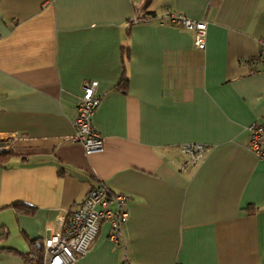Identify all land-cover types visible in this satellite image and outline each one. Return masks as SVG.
<instances>
[{
    "label": "crops",
    "instance_id": "1",
    "mask_svg": "<svg viewBox=\"0 0 264 264\" xmlns=\"http://www.w3.org/2000/svg\"><path fill=\"white\" fill-rule=\"evenodd\" d=\"M171 13L207 23L204 49ZM262 37L264 0H0V146L17 153L0 167V264H27L99 183L127 195L124 242L103 222L70 264H264V158L246 131L264 121ZM84 80L100 97L90 154L69 140ZM185 143L209 150L192 164Z\"/></svg>",
    "mask_w": 264,
    "mask_h": 264
},
{
    "label": "built area",
    "instance_id": "2",
    "mask_svg": "<svg viewBox=\"0 0 264 264\" xmlns=\"http://www.w3.org/2000/svg\"><path fill=\"white\" fill-rule=\"evenodd\" d=\"M167 20L192 31L194 46L197 49L205 48V21L192 19L182 13H171ZM259 46V54L264 58V37L259 39ZM97 85L96 80L83 81L72 122L74 132L69 137L71 142L79 143L86 154L103 148V137L93 126V116L100 104V97L96 94ZM246 131L247 148L257 157L264 158V121L250 123L246 126ZM180 149L195 164L203 158L209 147L199 143H185ZM127 200L125 193L115 192L105 183L91 186L77 206L60 219V229L50 231L43 239L42 264H70L90 248L103 222L109 226L108 239L115 245L122 244V228L129 217ZM33 258L32 252L27 254V259ZM122 264L131 263L124 256Z\"/></svg>",
    "mask_w": 264,
    "mask_h": 264
},
{
    "label": "trees",
    "instance_id": "3",
    "mask_svg": "<svg viewBox=\"0 0 264 264\" xmlns=\"http://www.w3.org/2000/svg\"><path fill=\"white\" fill-rule=\"evenodd\" d=\"M147 4L143 5L142 8L140 9V13L139 15V19L141 20H149L155 17V14L153 13V11H149L146 10ZM132 23V22H131ZM128 48V47H127ZM256 58L254 57H250L248 59H246V62L251 65V63H254ZM258 59H264L259 55ZM126 79L121 78L119 80V82L116 85L117 89L122 90L124 88V86L126 85ZM17 153L11 148V147H4V146H0V167L2 166H7L8 163L10 162L11 158L13 156H15ZM9 207L13 208V210L15 212H24L27 214L30 213H34L36 208L32 205H29L27 203H23L20 201H14L12 203H10L8 205ZM43 240L38 241H30V245H31V250L30 252H32L34 254V258L33 259H27V257H25V261L27 262V264H42V250H43Z\"/></svg>",
    "mask_w": 264,
    "mask_h": 264
},
{
    "label": "rangeland",
    "instance_id": "4",
    "mask_svg": "<svg viewBox=\"0 0 264 264\" xmlns=\"http://www.w3.org/2000/svg\"><path fill=\"white\" fill-rule=\"evenodd\" d=\"M146 1V0H145ZM153 4V3H152ZM151 5V4H150Z\"/></svg>",
    "mask_w": 264,
    "mask_h": 264
}]
</instances>
